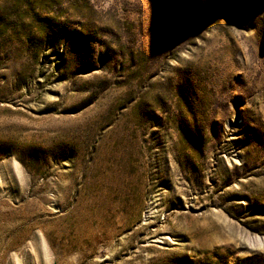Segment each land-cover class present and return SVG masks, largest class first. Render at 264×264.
<instances>
[{
  "label": "rangeland",
  "instance_id": "rangeland-1",
  "mask_svg": "<svg viewBox=\"0 0 264 264\" xmlns=\"http://www.w3.org/2000/svg\"><path fill=\"white\" fill-rule=\"evenodd\" d=\"M0 264H264V0H0Z\"/></svg>",
  "mask_w": 264,
  "mask_h": 264
}]
</instances>
